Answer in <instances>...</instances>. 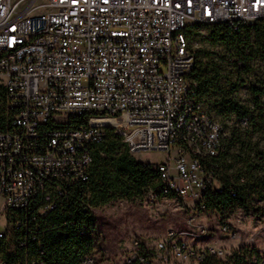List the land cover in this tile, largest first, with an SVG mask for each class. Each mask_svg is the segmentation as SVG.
I'll use <instances>...</instances> for the list:
<instances>
[{"label":"built area","instance_id":"1","mask_svg":"<svg viewBox=\"0 0 264 264\" xmlns=\"http://www.w3.org/2000/svg\"><path fill=\"white\" fill-rule=\"evenodd\" d=\"M262 20L264 0H0L7 119L0 130V264H45L41 241L36 252L29 246L51 229L79 224L77 234H93L74 213L93 214L83 189L94 147L109 128L132 154H167L161 163L143 162L161 182L147 192L151 202L203 206L209 190L222 192L224 127L198 94L188 31H236ZM187 227L167 229L154 247L134 241L126 264H203L225 255L213 245H190L209 237L211 227L195 219ZM79 264L97 260L90 254Z\"/></svg>","mask_w":264,"mask_h":264},{"label":"rangeland","instance_id":"2","mask_svg":"<svg viewBox=\"0 0 264 264\" xmlns=\"http://www.w3.org/2000/svg\"><path fill=\"white\" fill-rule=\"evenodd\" d=\"M262 31L264 20L239 33H232V37L226 40L222 38L224 30L215 35L208 25H199L188 31L198 66L206 77L216 79L208 90H204L201 99L208 113L224 127L228 148L224 172L236 175L243 171L251 180L256 176L264 178L258 168L263 164L261 152L264 151ZM228 99L243 106L246 113L237 115L226 111L224 102ZM0 108H4L2 96ZM131 155L146 163H161L167 158L166 153L159 151ZM249 162L253 165L251 169L247 168ZM247 204L244 206L237 201L220 212L205 202L203 206L184 199L151 202L147 191L132 199L116 198L93 207L97 243L95 258L102 264H126L127 256L134 250V241L154 247L167 229L187 230V221L195 219V223L211 227L212 233L203 241L189 239L190 245L196 248L213 245L225 252L224 256L213 258L212 264L225 261L241 247L253 250L250 261L264 264V201L249 198ZM2 209L3 199L0 197V211ZM1 220L0 228H3ZM223 226H229L230 232H222Z\"/></svg>","mask_w":264,"mask_h":264},{"label":"trees","instance_id":"3","mask_svg":"<svg viewBox=\"0 0 264 264\" xmlns=\"http://www.w3.org/2000/svg\"><path fill=\"white\" fill-rule=\"evenodd\" d=\"M249 26L251 25H245L236 31L226 25H212L211 27L215 35L224 30L222 38L226 40L232 37V33H239ZM194 27L196 25L190 27L191 30ZM259 32L261 33V31ZM260 36L262 39V56L264 57V31H262ZM194 78L198 81V94L201 99V95L206 92L204 90H208L216 79H210V76L206 77L202 68L198 66V61ZM0 96L4 98L1 90ZM224 104L226 111L234 112L237 115L246 113V110L243 111L244 107L232 99L226 100ZM77 121L82 122L84 119H78ZM6 125L5 109L0 108V130L5 129ZM225 141L226 137L224 139V150L219 157L221 163L219 181L223 185V190L222 192L209 190L205 197V203H207L208 207L222 212L233 206L237 201H240V204L244 206L248 205L249 198L264 201V178L256 176L251 180L246 178V173L243 171L236 173V175L235 173L224 172L226 167L225 159L228 156V148ZM93 157L90 178L83 189L84 193L89 195L87 202L92 207L107 204L116 198L132 199L138 194L158 189L161 186L158 172L149 165L144 166L143 162L137 161L131 155L129 146L123 141V137L115 133L111 128L107 129L104 139L95 145ZM261 158L263 159V164L258 166V168L264 173V151L261 152ZM252 167L253 165L249 162L247 168L251 169ZM232 191H235L234 196ZM74 214L76 216L75 219L79 223L81 222L79 219L82 218L89 222L93 234H77L75 229L79 224L65 226L62 230L51 229L45 233H40V240L32 242L29 249L31 252H36L39 247L38 242L41 241L45 250L42 257L45 264H79L84 256L94 254L97 247L94 235L96 218L94 214L91 216L83 214L82 210ZM52 219L56 220L54 215ZM3 244L4 241L0 239V254L5 252ZM253 253L252 249L241 247L228 256L225 261H219L218 264H250V257ZM212 261L213 258L207 257L204 259L203 264H212ZM97 264L102 263L97 261ZM255 264H258V261Z\"/></svg>","mask_w":264,"mask_h":264}]
</instances>
